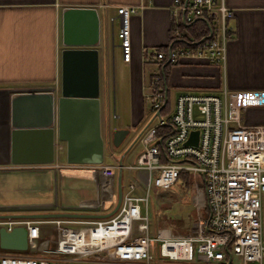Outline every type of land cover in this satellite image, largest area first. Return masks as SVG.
<instances>
[{
  "label": "built area",
  "instance_id": "obj_1",
  "mask_svg": "<svg viewBox=\"0 0 264 264\" xmlns=\"http://www.w3.org/2000/svg\"><path fill=\"white\" fill-rule=\"evenodd\" d=\"M136 12L128 7L117 11L118 39L127 64L132 62L130 28ZM212 14L215 29L209 38L197 40L189 27ZM171 15L170 38L185 45L145 56L155 66L145 94L153 117L141 133L135 164L94 168L106 181L118 171L138 174V181L124 188L117 213L108 220L0 221L8 232L25 227L34 255H0V264H69L102 253L120 264H232L233 256L240 264H264V125L242 121L246 111L264 109V91L183 93L167 108L159 71L182 60L224 65L232 10L223 0H173ZM192 133H197L196 145L187 144L194 140ZM181 173L191 178L198 211L193 230L173 236L163 227L152 235V189H171ZM201 199L205 218L199 214ZM43 225H55L62 236L56 249L39 245ZM38 251L43 255H36Z\"/></svg>",
  "mask_w": 264,
  "mask_h": 264
},
{
  "label": "crops",
  "instance_id": "obj_2",
  "mask_svg": "<svg viewBox=\"0 0 264 264\" xmlns=\"http://www.w3.org/2000/svg\"><path fill=\"white\" fill-rule=\"evenodd\" d=\"M223 2L232 10V17L226 23L231 39L225 63L216 66L214 70L204 71L200 76L193 73L188 76L191 79H204L206 82L203 84L198 85L192 81L173 83L175 95L172 106L176 98L183 93L203 95L216 94L222 90L264 91V0ZM172 6L173 0H0V215L34 213L109 215L114 212L118 203L120 171L113 180H102L94 169L96 166L70 164L67 143L58 140L62 52L68 49L64 45V13L68 9H95L100 15L101 43L98 50L101 136L106 145H109L112 140L108 133V115L106 116L104 112L103 98L107 99L109 96V72L116 50L120 52L121 63L127 66L130 72V79L121 78L122 90L126 91V96L128 92L133 104H136L138 97L145 96L146 87L150 83L152 75L147 80V70L155 73V66L145 59L146 54L167 52L185 45L170 38ZM121 7L137 10L131 17L130 64L123 61L118 39L121 24L117 11ZM214 16L207 15L195 20L208 31L207 36L201 40L209 38L211 31L215 29ZM194 27L190 32L195 37L199 28ZM183 66L184 69L199 67L189 64ZM170 67L159 71L167 106L170 102L168 88ZM207 85L209 86L205 87ZM38 92H52L56 96L55 153L54 161L50 164L47 163L50 157L49 136L42 133L43 129L13 127L14 96ZM23 108H27L22 109V113H25L22 121H25L32 113V109ZM251 112L259 116V122L253 123L246 119ZM242 121L247 126L264 125V109L246 111ZM141 133L136 138V143H139ZM123 154L122 159L112 154L116 158L115 163H106L105 148L102 165H133L124 163L127 154L125 152ZM122 172L124 192L125 174ZM47 226L49 227V225L41 227V236H59L56 228L46 229ZM166 230L171 232L169 227ZM50 241L53 240L48 239L45 245H40L52 248ZM35 254L43 255L39 251Z\"/></svg>",
  "mask_w": 264,
  "mask_h": 264
},
{
  "label": "water",
  "instance_id": "obj_3",
  "mask_svg": "<svg viewBox=\"0 0 264 264\" xmlns=\"http://www.w3.org/2000/svg\"><path fill=\"white\" fill-rule=\"evenodd\" d=\"M101 18L95 9H68L64 13V45L62 52V88L58 99V140L66 142L70 164L102 165L106 142L101 136L100 104V46ZM29 107L32 113L22 121ZM15 129H43L49 136L50 157L55 153L56 96L52 92L18 94L13 99ZM130 135L129 130H116L112 136L115 148H120ZM196 145L197 133H192ZM122 166V165H121ZM118 203L112 214L34 213L0 215L6 220H106L119 210L123 199V172L119 174ZM0 248L8 251H27L28 233L25 227L12 232L0 228Z\"/></svg>",
  "mask_w": 264,
  "mask_h": 264
},
{
  "label": "rangeland",
  "instance_id": "obj_4",
  "mask_svg": "<svg viewBox=\"0 0 264 264\" xmlns=\"http://www.w3.org/2000/svg\"><path fill=\"white\" fill-rule=\"evenodd\" d=\"M119 50H116V55L112 65L110 66L109 72V96L103 98L104 100V112L105 115H108V133L110 134V138L112 140V136L114 131L124 128L130 131V136L127 138L126 142L123 144L121 149L115 148L113 143L110 142L109 145H106V163H115V156L119 159H122L125 155V164H133L138 153L141 150V145L136 143V138L140 135V133L149 125L151 119L153 117V112L151 111L150 104L146 101L144 97H138L139 100L137 103L133 104L131 97H129V93L122 90V81L121 78L130 79L129 68L121 63ZM182 65H172L168 71V88L170 90L169 93V104L168 108L172 107L173 98L175 92L173 90V83H177L178 81H192L196 84L200 85L205 83L204 79H191L188 76L196 74L198 76L202 75L206 70H212L213 68H217L216 66H210L206 62L197 61V60H182ZM192 65L199 66L193 67L192 69H184L183 65ZM191 66V67H192ZM214 70V69H213ZM147 80L150 75H152V71L146 72ZM150 81V79H149ZM212 81V80H211ZM210 83V81H207ZM209 85L205 86L208 87ZM246 119L249 122H259V116L255 113H249L246 116ZM105 137L107 135L105 134ZM114 154L115 156H112ZM125 180L124 186L127 187L130 183H135L138 178V174L136 172H128L124 171ZM193 194L190 189L186 190L180 186V183L175 184L171 189L162 191L153 188L151 192V199L149 203V214L151 218V227H152V235H155L156 229L169 227L171 230V234L173 236H185L191 233L192 226L195 223L196 216L198 211L196 209L195 201L192 199ZM199 204L201 207L199 208V214L205 218V210L202 209L203 202L200 200ZM264 210V206H263ZM1 228V227H0ZM56 228L55 225H49L46 229ZM77 228V227H76ZM57 230V228H56ZM58 232V231H57ZM62 236H41L39 240V245H45L46 241H50L51 247L56 249L58 247V243ZM156 246V245H155ZM153 253H156V247L153 249ZM20 255V256H34L33 250L30 248L27 251H8L0 249V255ZM53 256V255H52ZM54 257V256H53ZM59 257V256H55ZM164 263H172L177 264L178 262L164 261L160 260ZM241 259L237 256H233L232 264H240ZM69 264H120L111 260L105 253L93 255L91 257L85 258L82 262H70Z\"/></svg>",
  "mask_w": 264,
  "mask_h": 264
},
{
  "label": "trees",
  "instance_id": "obj_5",
  "mask_svg": "<svg viewBox=\"0 0 264 264\" xmlns=\"http://www.w3.org/2000/svg\"><path fill=\"white\" fill-rule=\"evenodd\" d=\"M199 25V26H198ZM199 28L197 30H199V32L196 34L195 38L197 40H201L203 37L207 36V29L205 26L201 25L200 22L195 21L190 27L189 29L193 28V27ZM198 26V27H197ZM194 27V28H195ZM168 67H165L164 69L166 70ZM180 183V186L183 187V189L189 190L190 189V185H191V178L186 174V173H181L179 178H178V182ZM176 183V184H177ZM1 249V248H0Z\"/></svg>",
  "mask_w": 264,
  "mask_h": 264
}]
</instances>
